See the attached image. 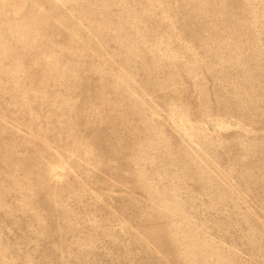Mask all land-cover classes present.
<instances>
[{
	"label": "rangeland",
	"instance_id": "obj_1",
	"mask_svg": "<svg viewBox=\"0 0 264 264\" xmlns=\"http://www.w3.org/2000/svg\"><path fill=\"white\" fill-rule=\"evenodd\" d=\"M0 264H264V0H0Z\"/></svg>",
	"mask_w": 264,
	"mask_h": 264
}]
</instances>
